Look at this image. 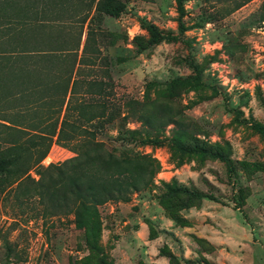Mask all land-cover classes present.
Listing matches in <instances>:
<instances>
[{
    "label": "rangeland",
    "instance_id": "374dc122",
    "mask_svg": "<svg viewBox=\"0 0 264 264\" xmlns=\"http://www.w3.org/2000/svg\"><path fill=\"white\" fill-rule=\"evenodd\" d=\"M12 1L44 21L35 28L65 38L80 31L78 19L90 2ZM118 1L124 5L119 17L100 15L92 23L87 56L100 54L81 80L103 82L119 99L108 98L105 113L114 120L103 119L96 142L117 154L154 159L158 171L128 202L98 207L89 222L84 216L81 228L72 215L43 220L36 202L0 194V264H264V137L251 126L264 127L263 1L236 10L242 0ZM144 24L177 38L148 44ZM195 68L200 87L161 96L167 83L192 76ZM84 86L79 83L80 93ZM131 98L167 104L180 121L145 128L142 135L160 137V146L130 140L127 130L143 129L138 109L124 104ZM176 133L220 146L229 164L178 152L171 141ZM70 157L49 154L42 165ZM179 188L208 198L176 196Z\"/></svg>",
    "mask_w": 264,
    "mask_h": 264
},
{
    "label": "trees",
    "instance_id": "16d2710c",
    "mask_svg": "<svg viewBox=\"0 0 264 264\" xmlns=\"http://www.w3.org/2000/svg\"><path fill=\"white\" fill-rule=\"evenodd\" d=\"M249 1L242 0L234 10ZM261 1L264 13V0ZM123 9L118 0H90L78 19L80 31L65 38L58 32L44 31V26L35 28L36 24L45 25L44 21L29 15L26 5L17 8L12 0H0V194L12 192L13 202L21 198L36 202L43 220L72 215L81 228L85 224L84 216L89 222L97 217L98 207L108 202H128L132 194L148 187L158 171L159 165L154 159L117 154L105 143L96 142L103 119L107 123L114 120L113 114L106 116L105 113L107 106L112 105L108 98H114L115 102L119 99L105 90L103 82L81 80L83 71L96 67L100 54L96 50L95 58L87 56L89 42L95 34L93 21L100 15L117 18ZM85 25L86 38L81 44ZM142 26L149 34L148 44L177 38L152 24ZM182 30L180 25L179 31ZM65 41L70 44L65 46ZM193 71L188 78L167 83L161 96L176 98L183 90L200 87L199 71L196 68ZM79 83L86 87L81 93ZM124 104L138 109L137 122L142 131L126 132L131 141L139 138L141 145L160 146L163 141L158 136H143L148 134L145 128H154L162 120L174 127L180 124L167 104L138 102L132 98ZM36 118L38 124L33 123ZM251 126L264 137V127ZM58 128L62 130L53 143ZM66 134L91 144L80 141L72 145L69 138L62 139ZM171 141L180 153L230 162L223 148L208 145L196 137L176 133ZM55 151L58 160L73 156L43 166L47 154L54 155ZM33 171L36 178L31 175ZM172 192L193 200L208 198L187 189ZM169 258L176 262L175 258Z\"/></svg>",
    "mask_w": 264,
    "mask_h": 264
},
{
    "label": "crops",
    "instance_id": "0c3cea01",
    "mask_svg": "<svg viewBox=\"0 0 264 264\" xmlns=\"http://www.w3.org/2000/svg\"><path fill=\"white\" fill-rule=\"evenodd\" d=\"M59 130H62V129H61V128H58L57 131H59ZM63 131H64V130H63ZM72 137H73V139L69 138V140H71V141H73V142L78 143V142H80V141H83L84 143H86V145H87V144H91L90 142H88V141H86V140H84V139H82V138H80V137L73 136V135H72ZM65 140L67 141V139H65ZM48 155H49V153L47 154L46 158L48 157ZM53 156H57V151L54 152V155H53ZM46 158H45L42 162H44V161L46 160ZM53 159H55V158L53 157Z\"/></svg>",
    "mask_w": 264,
    "mask_h": 264
}]
</instances>
